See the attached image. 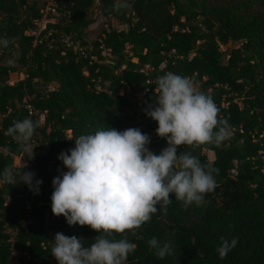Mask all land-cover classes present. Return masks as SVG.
Masks as SVG:
<instances>
[{
  "label": "trees",
  "instance_id": "obj_1",
  "mask_svg": "<svg viewBox=\"0 0 264 264\" xmlns=\"http://www.w3.org/2000/svg\"><path fill=\"white\" fill-rule=\"evenodd\" d=\"M47 1L0 0V39L9 41L0 45V173L15 170L14 158L28 161L7 129L44 116L30 167L21 170L42 181L39 193L0 184V264H11V250L18 264H57L58 232L86 247L94 242L89 227L52 215V179L67 171L57 157L74 148L76 136L107 126L139 128L159 154L167 143L143 109L156 106V82L166 72L190 77L212 96L230 138L218 147L178 148L217 170L215 190L187 209L173 196L166 215H154L139 238L128 236L137 247L126 264H264V0H128L120 11V1L51 0L53 22L33 44L28 33ZM96 20L102 28L88 41ZM12 73L22 79L9 84ZM153 237L171 254L157 258L147 243ZM221 238L238 241L224 259L216 252Z\"/></svg>",
  "mask_w": 264,
  "mask_h": 264
},
{
  "label": "clouds",
  "instance_id": "obj_2",
  "mask_svg": "<svg viewBox=\"0 0 264 264\" xmlns=\"http://www.w3.org/2000/svg\"><path fill=\"white\" fill-rule=\"evenodd\" d=\"M128 7V0H120L114 10ZM8 44L0 39V45ZM156 83V106L149 104L143 111L156 122V136L167 143L159 154L148 148L150 137L139 128L119 131L107 126L76 136L74 148L58 155L67 171L52 179V215L64 217L69 226H87L97 235L86 247L83 239L56 233L51 254L57 264H126L137 247L128 236L139 238L138 229L154 215H166L173 196L187 209L203 205L205 196L215 190L217 170L178 148L220 146L230 138L227 120L221 118L212 96L199 90L190 77L166 72ZM38 127V122L25 118L7 129L27 159L34 157L31 140ZM25 167L27 160L15 170L5 167L0 184L23 183L38 194L42 181L34 179L33 172H22ZM147 243L159 259L171 254L169 244L161 245L155 237ZM237 243L235 238H221L216 248L219 258L224 259Z\"/></svg>",
  "mask_w": 264,
  "mask_h": 264
},
{
  "label": "built area",
  "instance_id": "obj_3",
  "mask_svg": "<svg viewBox=\"0 0 264 264\" xmlns=\"http://www.w3.org/2000/svg\"><path fill=\"white\" fill-rule=\"evenodd\" d=\"M54 6L55 5L52 3V1L51 0H48L47 3L45 4L44 8L39 11L40 17L38 19H36V20L33 21L34 29L31 30L28 33L29 36H31V37L34 38L33 44L37 41V38H38L40 32H42L45 29L46 24L53 22L48 17V13L49 12L50 13H53ZM29 113H31V112H29ZM43 120H44V116L43 115H39L38 116L39 123H43ZM14 159L17 160V162H18L19 165L22 164V161H21L20 158H14ZM29 160L30 159H28V161H27V167H25V168H29L30 167V161ZM11 256H12L11 264H18V261H17V252L14 251V250H11Z\"/></svg>",
  "mask_w": 264,
  "mask_h": 264
},
{
  "label": "rangeland",
  "instance_id": "obj_4",
  "mask_svg": "<svg viewBox=\"0 0 264 264\" xmlns=\"http://www.w3.org/2000/svg\"><path fill=\"white\" fill-rule=\"evenodd\" d=\"M113 1L117 3L120 0H113ZM94 16H95V12H93V14H92V17H94ZM101 28H102V21L101 20H96L94 23H92L87 28V33H88V39L87 40L88 41L93 40L97 36V34L99 33ZM228 47H229V44L226 45V47H224L223 49L228 48ZM20 79H22V75L21 74H17V73L9 74L8 83L12 84L15 81L20 80ZM125 92H127V91L125 90ZM134 98L137 101H139L140 100V94H134ZM203 153L205 154V156H206L208 161H211L213 159L212 153L206 152V151H203ZM18 165L19 164H18L17 160L14 159V166H18Z\"/></svg>",
  "mask_w": 264,
  "mask_h": 264
}]
</instances>
